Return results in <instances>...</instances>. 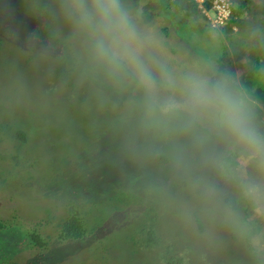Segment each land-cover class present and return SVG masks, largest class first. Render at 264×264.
<instances>
[{
    "label": "rangeland",
    "instance_id": "rangeland-1",
    "mask_svg": "<svg viewBox=\"0 0 264 264\" xmlns=\"http://www.w3.org/2000/svg\"><path fill=\"white\" fill-rule=\"evenodd\" d=\"M197 1L203 7L205 0ZM124 2L137 24L154 37L157 55L174 68L214 75L218 60L224 58L226 78L241 88L256 60L264 56V0L242 6L243 0H214L212 8L204 10L207 18L175 15L165 9L167 0ZM56 9L55 0L54 15ZM35 16L30 0H0V124L30 129L15 164L14 145L21 141L0 128V219L12 224L0 230V264H155L159 249L135 244L137 227L150 208L158 215L163 246L184 253L186 261L191 258L188 264H264V201L251 202L241 211L232 208L237 223L226 222L220 201L205 203L191 181L215 183L224 202L225 197L245 200L239 183L203 164L200 152L190 145H185L189 168L177 172L170 146L138 130L128 103L132 90L86 75L79 41L55 15L60 37L78 57L72 71L75 85L61 81L57 68L64 56L34 39ZM255 91L242 90L248 97ZM259 107L256 121L264 131V105ZM209 144L208 151H228L226 145ZM154 146L167 158L165 164L155 162ZM249 172L264 182V176ZM119 188L144 198L140 207L132 208V217L125 214L131 209L127 203L124 213L99 204ZM80 200L101 209L95 220L103 218V225L95 239L93 233L42 252L23 244L25 230L42 224L47 208L63 210L67 202ZM195 213L203 220V233L192 221Z\"/></svg>",
    "mask_w": 264,
    "mask_h": 264
},
{
    "label": "clouds",
    "instance_id": "clouds-1",
    "mask_svg": "<svg viewBox=\"0 0 264 264\" xmlns=\"http://www.w3.org/2000/svg\"><path fill=\"white\" fill-rule=\"evenodd\" d=\"M195 1L200 16L207 18L204 10H210L214 0H205L204 8ZM56 4L55 15L80 43L85 74L132 90L128 103L138 130L170 146L177 172L189 168L185 145H190L200 152L203 164L236 180L245 199L264 201V182L249 172L264 176V131L250 103L228 78L170 66L157 55L154 37L137 24L124 0H56ZM210 142L226 145L228 151H208L205 145ZM151 152L162 154L155 146ZM191 187L207 204L219 200L225 221L237 223L215 183L194 178ZM186 218L191 221L190 212Z\"/></svg>",
    "mask_w": 264,
    "mask_h": 264
},
{
    "label": "trees",
    "instance_id": "trees-1",
    "mask_svg": "<svg viewBox=\"0 0 264 264\" xmlns=\"http://www.w3.org/2000/svg\"><path fill=\"white\" fill-rule=\"evenodd\" d=\"M30 1L35 8V17L37 19L32 29L33 37L37 41L45 42L46 45L52 50L59 49L61 51L65 60L58 65L57 70L59 73V77L61 81L66 83L68 86L73 87L75 83L72 76V71L77 64L78 57L75 55L74 51H72L69 42L65 39L63 40L60 37L58 30V21L52 11V2L55 0ZM167 1L168 4H166L165 9L171 10L175 15L183 13L194 18H199L200 15L202 16L201 9L198 7L199 5L195 0ZM252 1L253 0H243L241 6ZM206 5L210 7L211 3H206ZM224 49H227V47H225ZM212 76L226 77L224 58H220L218 60V72ZM245 83L246 84H244L241 88L234 83L233 84L236 90L241 93L244 98L250 103L257 119L259 116V112L261 111L259 103H262L264 105V56L261 57V59L256 60V62L254 63V67L247 74ZM244 89L248 91H255L257 89L255 91L256 95H249L248 97V95L242 92V90ZM0 128L5 131L6 135L10 133L13 138L21 141L19 144L14 145L15 153L14 156H12V159H16L15 164H19L20 153L18 150L20 148V145H27L30 136V129L28 127L24 128L13 126L10 122H1ZM206 145L210 144L208 143ZM153 158L158 164H161L163 162L165 164V162L167 161V158L161 155H153ZM127 190L128 189L119 188L115 191H112L115 193L111 192L109 194H106L104 197H102L101 201H99V204L101 206L109 204L113 210H122V212L124 213V204L127 203L129 204L127 206H130L131 209H126L125 214H128L132 217V214L134 212L132 208L137 209L135 207H140L144 202V198L140 194ZM225 202L230 203L233 210L238 211H241L246 205L251 206V201H247L246 199L244 200L242 197H237L236 199H234L233 197H225ZM86 204V202H83L81 200L79 202L75 201V203L73 201H69L66 203L63 210H61L59 207L47 208L48 213H45V215H43L42 224H38V226L34 227L33 229L25 230V240L23 244H26L34 251L42 252V250L51 251V246L54 244H56L59 248V244L61 243H66L74 240H86L93 233L94 237H92L91 240L95 239L99 234H101L103 225V218L95 220V216L98 215L97 211H101V209L97 210L88 204V206H85ZM155 213L153 214L151 208L148 210V212H144L143 220L137 227L135 244L139 249H159V260L155 264H188L191 258L189 259V261H186L184 253L174 254L170 251L169 245L163 246L164 242L161 239V233L157 222L158 215L157 213ZM192 221L196 222L198 232L203 233L204 223L200 214L195 213ZM11 225L12 224L8 221L0 219V230H7ZM1 236L5 237L4 235ZM8 238L12 240V238H10L9 236ZM12 243L14 247H16L17 242L12 240ZM249 246L251 249H253V246L250 243ZM251 252L254 251L251 250ZM259 258L260 256L258 254L255 259L258 260ZM134 261L135 260L130 262L133 264ZM135 264H138V262H136Z\"/></svg>",
    "mask_w": 264,
    "mask_h": 264
}]
</instances>
